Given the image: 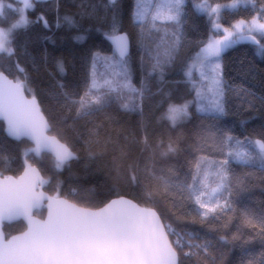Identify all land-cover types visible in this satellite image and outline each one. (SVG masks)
I'll return each mask as SVG.
<instances>
[{
	"label": "trees",
	"instance_id": "1",
	"mask_svg": "<svg viewBox=\"0 0 264 264\" xmlns=\"http://www.w3.org/2000/svg\"><path fill=\"white\" fill-rule=\"evenodd\" d=\"M230 1L208 0L212 5ZM247 1L250 4L245 7L224 11L222 23L231 25L241 19L264 15V0ZM0 2L4 5L0 29L10 30L16 18V2ZM198 2L185 0L182 5L180 50L162 78L159 73L149 75L151 64L141 46L139 28L133 22L134 0H116L115 4L109 0H39L35 3L34 9L26 14L32 23L27 29L14 30L9 37L14 55L0 54V72L15 80L24 78L17 65L24 69L32 90L27 94L35 95L49 123L50 135L68 144L76 158L70 166L56 170L55 160L48 155L36 157L28 152L26 156L30 145L9 140L0 122V173L3 174L0 177H18L27 159L48 181L41 188L51 196L59 195L92 210L123 196L142 207L154 208L162 215V222L178 230L198 233L214 245L209 253L198 257H186L178 250L179 264H264V229L259 221L253 220L257 226L252 227L244 219L246 212L264 217V167L255 164L256 161L244 165L230 160V174L234 178L230 197L233 210L218 221L209 218L201 222L195 217L191 202H184L174 214L171 197L157 195L154 201L143 198V181L149 178L145 170L149 156L154 154L156 170L174 166L181 176L186 175L190 161L197 155V137H205L204 130L210 124L245 142V146L248 141L264 140V53H258V46L235 44L221 54L225 114L200 113L191 106L190 118L175 127L162 118L170 104L179 105L194 99L191 84L185 77L186 66L211 36L219 37L212 31L206 15L194 9ZM41 17L43 19H39ZM65 17L71 18L74 24L66 23ZM114 20L130 41L132 83L137 88L142 80L147 83L143 100L135 109H125L121 107L125 101L112 99L89 117L77 116V105L72 101L78 100L91 83L94 56L113 53L105 33L111 30ZM160 28L158 32H146L143 44L151 46L159 42L164 35V26ZM174 30V26H167L169 33ZM61 64L63 73L58 67ZM107 75L98 71L95 78L102 81ZM127 96L125 93V100ZM169 140L178 142L180 151L165 158L161 153ZM211 148L209 139V154L218 160L224 158L219 150L211 151ZM122 151L127 153L124 158H121ZM129 164L139 178L135 183L130 180ZM34 215L43 218L45 211L42 209ZM24 229L22 222H18L5 225L3 231L8 238ZM221 236L227 237L228 243L220 241Z\"/></svg>",
	"mask_w": 264,
	"mask_h": 264
},
{
	"label": "snow or ice",
	"instance_id": "2",
	"mask_svg": "<svg viewBox=\"0 0 264 264\" xmlns=\"http://www.w3.org/2000/svg\"><path fill=\"white\" fill-rule=\"evenodd\" d=\"M37 2L39 0H22L23 8L18 10L19 21L8 31L0 29V54L14 55L9 37L12 31L27 29L32 23L26 11L34 9ZM109 2L115 4L116 0ZM242 2L247 0H232L229 5L216 3L212 6L208 0H199L197 8L219 18L221 7L235 8ZM183 3L184 0H134L133 22L139 28L140 43L151 64L149 75L159 73L162 78L165 69L179 53ZM3 8L0 2V16L3 15ZM64 19L66 23L74 24L71 18ZM169 25L175 29L171 33L167 31ZM160 26H164V35L159 42L144 45L145 33L158 32ZM215 27L219 29L221 25L215 24ZM105 38L113 45L112 55L104 57L110 73L102 81H98L93 73L85 93L72 101L77 105V116L89 117L112 99L125 101L121 104L125 109H135L139 106L138 102L143 100L147 83L142 80L139 88L132 83L127 34L119 31L114 20ZM262 39L264 20L257 17H252L250 21L241 19L231 27L223 28L222 37L208 41L195 62L186 66L185 75L189 82H192L193 73L198 72L203 87L194 88L193 101L170 104L162 118L175 127L190 118L192 104L200 113L225 114L226 89L221 75V54L240 41H251L264 53ZM93 59L95 67L96 57ZM58 67L63 73V65ZM17 70L23 73V79L10 80L0 72V120L5 122L8 135L17 140L28 138L33 141L34 147L26 150V156L28 152L39 156L44 151H51L55 155L56 170L70 166V162L76 158L75 152L68 144L48 135L49 123L35 95L32 94L30 98L25 95L32 91L28 86L27 73L19 65ZM125 93L128 94L127 100ZM204 131L205 137H197V155L190 161L189 172L184 176L174 166L156 170L152 158L154 154L149 156L145 165L149 178L143 181V198L154 201L157 195L171 197L174 214L180 211L184 202H191L195 217L201 222L209 218L218 221L233 210L230 197L234 178L230 174V159L244 165L258 160L264 167V140L248 141V146H245V142L235 139L214 123ZM209 139L211 151L219 150L223 159H215L209 154ZM144 143L147 144L146 137ZM178 151V142L169 140L161 156L166 158ZM126 156L127 153L122 151L121 158ZM25 163V170L18 178L8 176L0 179V225L4 221L20 218L28 222V230L20 236L5 239L0 232V264H179L178 250L186 257H198L214 248L211 241L201 238L198 233L178 230L172 224L162 222V215L154 208L141 207L123 196L98 210L80 207L61 199L59 195L46 196L37 189L48 181L41 177L37 168L27 163V159ZM128 167L131 182H137L139 178L132 170L133 166L129 164ZM116 169L119 171V165H116ZM45 200L47 219L40 221L34 218V210L41 208ZM244 219L252 227L257 226L253 223V220H257L264 229V217H255L246 212ZM220 241L228 243L225 236H221ZM185 248L187 251H183Z\"/></svg>",
	"mask_w": 264,
	"mask_h": 264
},
{
	"label": "rangeland",
	"instance_id": "3",
	"mask_svg": "<svg viewBox=\"0 0 264 264\" xmlns=\"http://www.w3.org/2000/svg\"><path fill=\"white\" fill-rule=\"evenodd\" d=\"M14 1L16 2V6L14 7V12L16 13V18L13 19L11 25L9 26L10 28H12V25H13V24H16V23L19 21V19H20V12H19L18 10L23 8L22 0H14ZM184 1H185V0H184ZM231 3H232V0H231L230 2H227V3L221 4V5H229V4H231ZM183 4H184V3H183ZM249 4H250L249 1H247V2L239 3L235 8H231V7H221L219 18H217V17H215V16H210L207 12L198 9V8H197V4L194 5V9H195L198 13L203 14V15H206V17H207L208 20H209L210 27H211L212 31H213L214 33L219 34V37L211 36V37L209 38V40H208V41H210V40H212V39H219V38H221L222 35H223V28H225V27H231L232 25H234V24L236 23V22H235V23H232L231 25H225L224 23H222V21H221V16H222V13H223L224 11H232V10H236V9H238V8H240V7H245V6L249 5ZM212 6H215V5H212ZM28 10H29V9H28ZM28 10H27V11H28ZM27 11H26V14H27ZM254 17H257L258 19H262V20H264V15H256V16H254ZM250 20H251V19H250ZM250 20H247V21H250ZM215 24H220L221 27H220L219 29H217V28L215 27ZM233 30H234V29H233ZM5 31H8V30H5ZM12 32H13V31H12ZM257 36H258V38H260V37H259V34H257ZM233 46H234V45H233ZM233 46H232V47H233ZM232 47H231V48H232ZM228 49H230V48H228ZM228 49H226L225 51H227ZM200 51H201V50H200ZM200 51H199L198 53H196V55L193 57L192 61H191L189 64H192L193 62H195L197 56L200 54ZM225 51H224V52H225ZM257 51H258L259 54H261V52H260V50H259L258 47H257ZM224 52H223V53H224ZM95 57H96V59H95V67L92 66V76H93V73L96 74L98 71H99L100 73L105 72L106 74H109V73H110V69H109L108 65L105 63L104 57H110V55L107 56V55L96 54ZM93 64H94V63H93ZM189 64H188V65H189ZM221 75H222V72H221ZM107 76H108V75H107ZM107 76H106V77H107ZM106 77H105V78H106ZM185 77H186V75H185ZM186 79L188 80L187 77H186ZM188 81H189V80H188ZM190 84H191V87H192V90H193V92H194V96H195V90H194V88H195V87H203V82H201V80H200V76H199V73H198V72H194V73H193L192 82H190ZM194 98H195V97H194ZM193 100H194V99H193ZM193 100H191V101H193ZM191 106H194V108H195V110H196V106H195V104H192ZM191 106H190V107H191ZM196 111H197V110H196ZM169 122H170V121H169ZM170 123H171V122H170ZM171 125H172V124H171ZM230 160H231V159H230ZM231 161H233V162H237V161H235V160H231ZM255 164L261 166V165H260V162H259L258 160L255 162Z\"/></svg>",
	"mask_w": 264,
	"mask_h": 264
},
{
	"label": "water",
	"instance_id": "4",
	"mask_svg": "<svg viewBox=\"0 0 264 264\" xmlns=\"http://www.w3.org/2000/svg\"><path fill=\"white\" fill-rule=\"evenodd\" d=\"M109 41V40H108ZM110 42V41H109ZM110 44H111V42H110ZM237 44H248V45H253V46H257L256 44H253L251 41H240L239 43H237ZM111 46H112V49H113V45L111 44ZM129 51H130V41H129ZM5 75V74H4ZM6 76V75H5ZM8 79H10V80H13V79H11V78H9L8 77ZM25 95L26 96H29V98L31 97L29 94H27V92L25 93ZM0 122H2L3 123V125H4V133H5V136L9 139V140H12V141H17V142H21V141H25V142H27L29 145H30V148H32V147H34V143H33V141L32 140H30V139H28V138H23V139H20V140H17V139H15V138H13V137H11V136H9L8 135V133H7V131H6V124H5V122L4 121H2V120H0ZM50 131H51V129H50V126H49V131H48V135H50ZM50 136H53V135H50ZM61 142V141H60ZM62 143V142H61ZM28 155H34V156H36V157H40V156H42V155H48V156H50V157H52L54 160H55V155H54V152H51V151H44V152H42L39 156H37L35 153H31V152H29V154ZM28 163V162H27ZM30 164V163H29ZM25 167H26V163L24 164V168H23V170H22V172H21V174L19 175V176H21L22 174H23V172H24V170H25ZM35 167V166H34ZM36 168V167H35ZM40 172V171H39ZM40 175H41V173H40ZM18 176V177H19ZM12 177V176H11ZM18 177H13V178H18ZM41 177H42V175H41ZM43 178V177H42ZM0 179H3V177H0ZM38 191H42V192H44L45 193V195L46 196H51V195H49V194H47L42 188H38L37 189ZM51 197H55V196H51ZM61 199H64V198H62V197H60ZM115 199H118V198H115ZM127 199V198H126ZM110 202V201H109ZM108 202V203H109ZM134 202V201H133ZM135 203V202H134ZM107 204V203H106ZM105 204V205H106ZM104 205V206H105ZM103 206V207H104ZM140 206V205H139ZM103 207H101V208H103ZM142 207V206H141ZM42 209H44V211H45V215H44V217L43 218H38V217H36L35 215H34V218L35 219H37V220H40V221H43V220H46L47 219V214H48V210H47V201L45 200L44 202H43V206L41 207V208H39V209H35L34 210V213L35 212H37V211H40V210H42ZM100 209V208H99ZM96 210H98V209H96ZM18 222H22V224L24 225V227H25V229H24V231L23 232H21V233H19V234H15V235H12V236H10V237H8V238H6V236H5V233H4V231H3V229H4V226L5 225H13V224H16V223H18ZM28 230V222L25 220V219H23V218H20V219H17V220H13V221H4L3 223H2V225H0V232H2L3 233V238H5V239H11L13 236H20L22 233H24V232H26Z\"/></svg>",
	"mask_w": 264,
	"mask_h": 264
}]
</instances>
